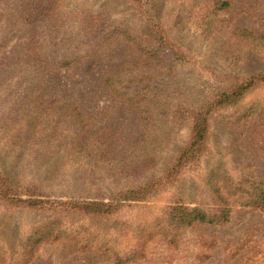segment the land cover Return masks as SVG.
<instances>
[{
    "label": "rangeland",
    "instance_id": "1",
    "mask_svg": "<svg viewBox=\"0 0 264 264\" xmlns=\"http://www.w3.org/2000/svg\"><path fill=\"white\" fill-rule=\"evenodd\" d=\"M67 4L105 12L111 22L130 25L134 37L149 44L150 50L157 49L161 40L164 47L148 60L133 44L117 39L96 56L50 73L36 100L54 101L57 113L52 133L77 108L90 128L79 146H88L93 136L106 135L109 157L134 151L142 156L159 147H153V141H162L163 150L139 175L127 173L133 165L128 167L129 160L110 175L106 162L94 159L74 165L69 160L73 134L66 129L71 122L50 152L29 151L41 121H27L9 149L2 151L4 143H0V167L18 184L38 185L35 195L41 197L23 194L20 198L54 203L16 207L0 194V242L16 257L27 229L45 224L44 231L55 226L76 236L69 242H43L28 264H113L102 246L106 238L116 242L122 253H130L137 246L140 250L145 241L142 226L164 217L167 207L218 208L200 176L218 157L236 176L244 172L264 179V110L259 115L241 114L250 103L264 104L263 82L236 106L210 113L208 151L197 162L199 167L179 174L172 170L180 151L192 140V124L199 111L251 77H264V0H67ZM242 31L257 36L254 42ZM123 66L136 69L134 80L141 85L135 88L147 85L148 72L162 90L152 95L153 103L163 106L153 123L157 128L145 132V114L139 106L116 98L103 83V72L117 73ZM151 131H156L151 140L140 144L145 147H135ZM167 172L170 181H160ZM156 182L165 187L158 188L162 193L155 199L123 200L126 193ZM240 199L245 197L231 199L228 223L183 229L176 244L154 236L147 242V257L132 264H264V209L245 207ZM98 203L115 207L94 214L86 207ZM91 236L94 242L85 246V238Z\"/></svg>",
    "mask_w": 264,
    "mask_h": 264
},
{
    "label": "trees",
    "instance_id": "2",
    "mask_svg": "<svg viewBox=\"0 0 264 264\" xmlns=\"http://www.w3.org/2000/svg\"><path fill=\"white\" fill-rule=\"evenodd\" d=\"M136 1V0H134ZM80 6V5H79ZM69 7L67 0H0V143H4L3 150L11 147L17 139L18 131L26 125L29 120H39L41 123L34 132L29 142V151L41 153L50 152L55 148L56 137L64 129L69 128L73 134L70 137L69 160L73 164L92 163L94 159L106 162L110 175L117 174L120 167L124 166L126 160L133 163L128 174H141V168H150L156 155L163 150L161 142L153 141L151 151L139 155L133 152L130 155L121 154L119 157H109L107 154L108 137L102 135L93 136L88 146H79L83 140L82 136L90 131L88 123L83 119L77 108H73L66 115L63 125L57 133L53 132L56 109L54 101L38 102L39 95L46 83L47 77L54 71L66 69L71 65H77L87 58L96 56L104 47H107L114 40H125L133 44L139 52L148 60L150 55L163 49V41L157 49H149L150 45L139 42L134 37L133 29L126 23L116 24L111 22L105 12L93 9H85V6ZM243 35L253 38L257 36L242 31ZM258 41V40H256ZM136 69L121 67L117 73L103 72L101 74L103 83L111 90L116 98L126 99L130 106H139L141 113L145 114V132L157 128L155 118L162 114L163 106H156L152 101V95L162 90L153 83V78L148 75L147 85L143 88H135L141 85L134 80ZM264 83L261 79L251 77L247 82L239 85L233 90L218 96V100L210 103L194 117L192 124V140L183 148L172 167L175 174L181 170L199 167L197 162L202 159L208 151V135L210 129L209 115L215 109L234 107L239 104L245 94L251 89ZM260 100L248 104L241 110L243 116L249 114L259 115L264 110V104ZM67 119V120H66ZM156 131L143 134L137 141L135 147L141 149L140 145L145 140L150 141ZM136 148V149H137ZM89 158V160H87ZM91 166V165H89ZM93 168V166H92ZM126 169V167H125ZM123 169L122 172H125ZM242 174L236 176L222 157H218L210 167L201 172V180L205 188L210 192L216 201L218 208L204 209L201 207H189L187 205L169 206L147 225H143L141 232L145 233V241L141 243V249L135 247L130 253H122L120 246L109 239L104 241V250L111 255L113 264L138 263L147 257L148 241L154 236L161 237L169 244H176L180 231L194 225H223L229 222L231 216V199L244 196L241 201L245 207L253 209H264V179L255 174ZM108 175V176H110ZM142 176V175H140ZM170 175L160 181H170ZM107 179H112L108 177ZM25 186V187H24ZM165 185L154 183V186H146L139 191L126 193L123 200H145L155 199ZM39 187L33 182L21 184L14 181L7 172L0 167V194L5 195L10 205L16 207L39 208L41 205L50 204L45 200H32L20 198L23 194L29 196L38 193ZM52 202L51 204H53ZM91 213L108 212L113 204H87ZM49 223L55 224L50 221ZM45 224L31 226L23 234V245L18 255L12 257L5 244L0 242V264H28L38 251L43 242H69L76 235H69L67 230L58 227H46ZM140 228V227H139ZM117 238V237H116ZM144 237L141 238L143 240ZM115 240V239H114ZM140 240V241H141ZM86 244L93 243L92 236L85 238ZM105 244V245H104ZM101 246V248H102Z\"/></svg>",
    "mask_w": 264,
    "mask_h": 264
}]
</instances>
